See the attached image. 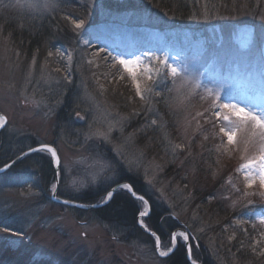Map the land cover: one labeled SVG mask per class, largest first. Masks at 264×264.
Returning a JSON list of instances; mask_svg holds the SVG:
<instances>
[{
    "label": "rangeland",
    "instance_id": "obj_1",
    "mask_svg": "<svg viewBox=\"0 0 264 264\" xmlns=\"http://www.w3.org/2000/svg\"><path fill=\"white\" fill-rule=\"evenodd\" d=\"M64 1L70 0H57L58 8L41 13L16 6L17 0H0V113L7 117L5 128L10 140L26 139L22 145L27 149L41 142L57 148L61 159L58 198L60 192L77 197L86 192L95 193L99 189L111 188L125 174L145 181V169L150 177L155 173V187H147L171 212L180 213L178 223L181 227L185 223L198 226L201 221L208 225L204 232L195 233L196 240L190 241L191 261L195 260L196 264H203L196 257L197 248L205 250L204 254L212 256L219 264L228 263L230 250L227 247L236 239L239 241V236L244 237L245 242L244 239L242 242L251 248L253 237L259 238L257 232L252 230L250 224H246L243 225L248 228V234L245 235L239 230L240 226L233 222L240 218L239 214L244 211L242 205L246 204L247 199H253L257 207L261 206L259 196L241 198L243 191L259 192L261 189L258 183L252 189H245L243 174L237 172L239 165L245 162L242 155H251L254 149L250 147L248 153L217 152L216 145L220 139L212 137L214 130L211 124H204L209 139L205 141L202 135L197 134L191 153L187 149L177 150L174 157L164 137L167 136L173 143L186 144L188 138L192 137V128H188L185 133V118L191 120L195 112L203 111L208 104L198 96L191 99V107L174 103L168 109L162 103L156 104L166 127L149 126L150 121L157 117L145 111V103L136 97L135 88L127 74L118 73L110 61L106 63L102 59L103 53L97 57H93L92 53L99 48H106L116 55L119 49H116L111 40L113 37L109 34L115 35V28H128L136 31L139 34L137 38L146 46L150 44L148 52L158 55L167 52L181 60L191 61L194 71L204 73L201 79L205 84L213 86V81L223 79L236 90V101L245 104L243 94L246 93L258 103L264 95V21L252 12L264 9L255 7L256 0H248L247 5L239 9L234 0L232 4H229L230 0H200L199 3L196 0H181L183 10L175 6L170 9L168 6L160 12L154 3L165 0H135L136 5L131 11L118 13L115 9L105 7L106 0H75L84 7L83 16L77 14L73 18H63L65 12L61 10V4ZM20 2L23 3V0ZM205 4L210 13L219 12V15L212 14L204 20L201 14ZM60 11L62 21L53 24L56 31L51 34H32L22 28L23 24L36 18L43 20L46 16L54 17L53 13ZM193 13L200 18L189 19ZM84 16L89 19L86 20L88 28L78 38L71 21L85 19ZM180 17L182 22L176 24ZM78 39H88L91 44L85 47L77 42ZM57 49L65 55L73 53L70 83L63 79L66 61L55 55ZM49 51L53 52L51 57L48 56ZM122 55L128 58L132 54L124 52ZM33 56L36 57V65L32 69V83L28 86L26 102L21 90ZM87 59H94V64L88 65ZM170 63L175 61L170 60ZM121 74L124 79L120 78ZM141 83L143 86L148 82L142 80ZM168 87H171L170 82ZM85 88L95 96L98 108L84 99ZM164 88L165 85L161 84L158 90L163 91ZM33 98L43 102L33 103ZM58 99L62 101L59 104L56 103ZM77 111L85 118H78ZM134 111L139 114L132 115ZM121 115L129 119L124 122L123 131H120V125L113 129L108 141L87 135L90 125L93 129L106 131L107 122ZM206 115L210 116V113ZM192 127H195V121ZM204 143L210 146L207 149L215 157L217 165L213 173L215 177L222 178V185L200 205L197 191H202L204 184L197 173V159L186 162L190 160L189 157L203 155ZM240 148L243 149L242 144ZM116 149H119V155ZM129 160L134 161L131 172L128 170ZM136 161H139L138 167ZM184 163L183 180L169 174L170 166L180 167ZM156 164L161 166L160 169L155 168ZM105 165L108 167L94 181L93 177ZM111 169H115L114 178L105 179L113 175ZM203 172V176L208 174L205 169ZM229 178L231 184L228 183ZM55 180L46 184L34 167L21 173L13 167L0 175V226L23 233L13 235L12 232L0 230V264H165L164 259L176 251L160 257L155 251L153 237L149 239L143 235L133 238L129 234L124 235L125 232L116 233L114 237L109 228L94 217L79 218L80 215L71 212L69 207H57L50 190ZM81 184L85 187L76 191V187ZM192 184L197 186L195 193L186 191L187 188L191 189ZM233 185L241 192H235ZM161 187L164 189L163 196L157 190ZM224 196L229 199H223ZM238 198L236 208H231L229 205L232 200ZM214 202L226 205L222 207L230 215L225 218L223 213L214 211L216 207L211 206ZM234 211L238 213L231 215ZM150 214L144 217V222ZM233 232L236 237L229 241L228 236ZM169 238L165 243L161 241L162 249L170 246ZM260 247H264V244ZM186 256L188 260L187 248Z\"/></svg>",
    "mask_w": 264,
    "mask_h": 264
},
{
    "label": "snow or ice",
    "instance_id": "obj_2",
    "mask_svg": "<svg viewBox=\"0 0 264 264\" xmlns=\"http://www.w3.org/2000/svg\"><path fill=\"white\" fill-rule=\"evenodd\" d=\"M197 3L200 0H196ZM247 5V0H245V5ZM16 6L27 8L32 11H39L41 13L54 11L59 7L57 0H17ZM255 7L257 9H264V0H256ZM219 15V12L210 13L208 11L207 5L205 4L204 11L201 14L204 20H207L210 15ZM253 15H259L261 21H264V10L256 12L253 10ZM200 18L196 13L189 16V19ZM223 18V17H221ZM72 24L74 25V30L78 38L82 37L88 25L85 19L77 18L72 19ZM78 43H82L85 47L90 46L91 41L88 39H78ZM103 53L102 59L106 63L111 62V66L117 69L118 73H126L127 77L132 81L135 88V95L141 101L145 103V111L153 113L157 118L150 121L149 126H156L160 128L166 127L163 121V116L160 114L159 110L155 107L156 104L162 103L166 108L171 109L174 103L185 104L186 107H191V99L194 96H198L201 101H205L208 107L203 111H197L191 117V120L186 119L185 133H187L188 128H192V137L188 138L187 143H173L171 140L165 136V140L168 141L169 149L173 156L175 157L177 150L184 151L188 150L191 153V148L194 143V137L197 134L202 135L203 139L207 141L209 139V134L207 129L204 128V124H211L213 138H219L220 143L216 145L217 152L221 150L224 153L242 151L243 153H248L249 148L254 149L251 155L244 156L242 159L245 160L237 168V172L243 174V179L245 181V189H252L257 183L261 191L259 192H249L243 191L241 193V198H247L250 196H259L261 199V206H256V201L253 199H247L246 204L242 205L244 211L241 212L240 218L235 220L233 223L240 226L239 230L247 235L248 228L243 227V225L250 224L252 230L257 232L258 239L253 237L254 243L250 245L251 251L257 255L264 257V247L260 245L264 244V95L261 96L260 101L257 103L254 98L249 97L246 93L243 94V99L246 101L245 104H241L236 101L235 89L231 83L226 82L223 79H218L212 82L213 86L205 84L201 77L204 75L202 72H197L193 70L192 62L188 60H181L178 56H171L169 53L164 52L162 54H156L153 52H142L139 55L132 54L130 57L125 58L122 54L113 55L112 52L108 51L106 48H99L97 52L92 53L93 57L100 56ZM19 57V52L16 53ZM53 52L49 51L48 56L51 57ZM55 55L66 61L65 65V75L63 79L65 81H70L71 63L73 61V53L68 52L65 55L60 49H57ZM170 60L175 61V63H170ZM94 59H87L86 63L88 65L94 64ZM36 57L33 56L30 71L28 72L24 85L22 86V95L25 96V101H28V86L32 83V69L35 68ZM43 72V69H41ZM57 72L60 69H56ZM115 74H113L114 76ZM121 79H124V75H120ZM146 80L148 83L142 86L141 81ZM170 82L171 87H168ZM164 84V90H158L160 85ZM159 98V99H156ZM84 99L91 104L99 105L96 103L95 96L88 92L85 88ZM33 103H41L43 101H36L34 98ZM61 100H57L56 103H61ZM187 102V103H185ZM206 113H210L206 115ZM139 113L134 111L132 115H138ZM76 116L80 119L85 117L81 115L80 111L76 112ZM129 119L128 116L121 115L116 120H109L107 122V130L102 131L99 128L93 129L89 126V137L95 136L102 138L105 141L110 139V135L113 129L120 125V131H123V124ZM203 120V123L201 122ZM195 121V127H192V122ZM8 120L5 115L0 114V129L5 128ZM218 129V130H217ZM138 129L137 131H141ZM131 137V134H130ZM129 137V138H130ZM243 145L241 150L240 145ZM117 154H120L119 149H116ZM31 153H47L50 155L52 163L56 166L57 175L61 169V159L58 154L57 148L48 143H39L36 147H29L27 151H22L17 157V160L27 157ZM16 161H12L11 164H5L3 168H0V172L11 168ZM128 170L131 172L133 170L134 161L129 160ZM219 163V161H217ZM136 166H139V161L135 162ZM107 165L101 167V171L97 176L93 177L95 181L100 174L104 172V168ZM160 165L156 164L155 168L160 169ZM112 176H107L105 179L112 180L115 175V169H111ZM144 180L150 187H155L156 176L155 173L150 177L147 169L144 172ZM75 183V182H74ZM228 183L231 184V178H229ZM58 183L51 185V192L55 196ZM81 187L85 185L81 184L76 187V191H79ZM187 187V185H185ZM235 192H241L239 188H235ZM161 196L164 195V189L161 187L157 189ZM118 191H124L128 193L135 200L139 201L142 208L138 212V222L142 229L146 232H150L151 236L154 238L155 251L160 257H166L176 250L179 246L183 245L187 248L189 258L191 259L192 245L190 241L197 239L195 233H202L208 225H205L202 221L198 226L194 224L185 223L182 227H177L170 233L169 244L170 246L166 249H162L161 239L159 235L152 231L149 226L144 222V217L149 215L150 205L149 201L144 195L140 194L132 184L129 183H117L115 187L110 188L105 195L101 198V204H107ZM31 194V193H30ZM191 193H189V196ZM58 198V197H57ZM223 199H229V197L224 196ZM237 200H232L229 205L231 208L235 209L238 203ZM211 202V201H209ZM64 204H69L71 201L64 200ZM96 205H93L95 207ZM147 209V211L145 210ZM171 216L177 221L180 219V213L173 211ZM244 217H248L247 219ZM193 220H196L195 214L193 215ZM257 224L260 225V229L257 228ZM0 230L5 232H12L13 235H23V233L14 232L7 226H0ZM227 231V228H225ZM236 233L233 232L232 235L228 236V240L231 241L235 239ZM243 242H240V247L243 248ZM259 249V250H258ZM239 251V249H238ZM192 264H196L195 260H192Z\"/></svg>",
    "mask_w": 264,
    "mask_h": 264
},
{
    "label": "trees",
    "instance_id": "obj_3",
    "mask_svg": "<svg viewBox=\"0 0 264 264\" xmlns=\"http://www.w3.org/2000/svg\"><path fill=\"white\" fill-rule=\"evenodd\" d=\"M233 0H230L229 4H232ZM234 2H237V9H239L245 0H234ZM248 2V0H247ZM105 7L108 9H115L118 13L119 12H126L131 11L132 8L136 5L135 0H121L116 1L112 0H106L104 3ZM156 5L155 7L164 11L166 7L169 6V8H173L174 6L180 8V11L183 10V4L181 0H165L160 1L157 3H154ZM61 10L65 12L63 14L64 17H72L73 15L77 14H84V7L76 2L75 0L70 1H64L61 4ZM54 17L46 16L43 18V20H40L39 18H36L32 20L29 23L23 24L24 29L27 31L34 33H50L55 32L56 27L53 24H56L59 21H62L61 17V11L59 13H53ZM52 15V14H51ZM61 15V16H60ZM83 16V15H82ZM51 17V18H50ZM85 17V21L89 20ZM56 21V22H55ZM26 22V21H25ZM55 22V23H54ZM182 22V18H178L176 20V24H179ZM4 27V25H3ZM54 28V29H53ZM22 30L23 32L25 30ZM53 29V30H52ZM55 30V31H54ZM37 36V35H36ZM26 139H21L20 141L18 139L10 140L9 134L7 132V128H4L0 132V168L3 167L5 164H9L12 162L16 157L20 155L22 151H27V147L22 143L25 142ZM28 141V140H27ZM21 146V148H20ZM31 147V146H29ZM32 147H34L32 145ZM210 148L206 143L202 144L203 149V155L197 157L196 155L189 157L190 160H188L186 163H190L194 159L196 160V166L198 167L197 173L200 176V180L202 184H204V187L202 191H197V198H199L200 205L205 201V199L210 196L214 195V193L218 190L220 185H222L221 177H215L213 170L215 169V157L211 150H208L207 148ZM205 149V150H204ZM195 153V152H194ZM181 164V166H175L173 168L172 166L169 174H172V176H176L179 179L185 178L184 173V166L185 164ZM193 163V162H192ZM36 169V171L42 175L43 181L48 184L53 179L56 178L55 170L52 164L51 157L46 153H35L27 158H25L23 161H21L19 164H17L14 169L16 172H26L28 170H32V168ZM203 169L207 171L208 174L205 175L203 172ZM183 180V179H182ZM118 183H129L134 186V188L142 195L145 196V198L149 201L150 208H151V214L148 218H146L145 223L149 226V228L152 231H155L161 241L165 243L170 236L169 234L175 230L177 227H181L178 223V221L171 216V210L170 208L162 201L160 198H155L150 191V189L147 187V184L145 181L139 178H134L131 176L122 175L118 181ZM187 183V182H186ZM186 185V184H185ZM188 185V183H187ZM116 184L112 187H115ZM111 187V188H112ZM194 184H192L191 189L187 188L186 191H191L192 193H195L197 188H195ZM110 190V188L107 189H99L95 193L86 192L83 194L78 195L77 197L73 194L60 192L59 197L64 200H71L75 202H79L81 204H87V205H95V204H101V198L105 195V193ZM219 202H215L211 204V206L216 207L214 208V211H218L219 213H223V217L227 218L230 215V212L228 210H225V206L221 203L219 205L217 204ZM217 205V206H214ZM59 208L64 209L63 205L57 204ZM224 206V207H222ZM68 208V207H66ZM71 212L80 215L79 218L89 217L92 216L98 221L102 222L104 225H106L109 230L110 234L114 237H116V233H122L125 232L124 235H130V237L137 238L141 236H147V238H151L152 236L147 235L144 233V231L140 228L138 224V212L141 209V204L139 201L135 200L133 197H131L128 193L124 191H118L115 193L112 200L101 207H98L93 210H80V209H73L68 208ZM223 211V212H221ZM225 213V214H224ZM238 212H231V215H236ZM259 226V225H258ZM250 231V230H249ZM250 234H253L252 231H250ZM128 235V236H129ZM239 241L237 239L232 242L229 248V252L227 255V264H264V257H261L257 255L256 253H253L251 251V248L245 243H243V248L240 247V242L243 240L245 242V238L239 236ZM250 237V236H249ZM239 249V251H238ZM196 250V257L203 263V264H219V262L216 261L212 256H208L205 250L203 249H195ZM165 264H189L186 256V247L183 245L179 246L176 251L167 258L164 259Z\"/></svg>",
    "mask_w": 264,
    "mask_h": 264
},
{
    "label": "bare ground",
    "instance_id": "obj_4",
    "mask_svg": "<svg viewBox=\"0 0 264 264\" xmlns=\"http://www.w3.org/2000/svg\"><path fill=\"white\" fill-rule=\"evenodd\" d=\"M113 32H115V35H109L113 37L111 40L114 42V45H116V49H119V52L117 51L116 54H122L124 52L128 54H141L142 52L149 51L148 48H150V44L146 46L144 42L139 40L137 38L139 34L136 31L128 28H115Z\"/></svg>",
    "mask_w": 264,
    "mask_h": 264
},
{
    "label": "water",
    "instance_id": "obj_5",
    "mask_svg": "<svg viewBox=\"0 0 264 264\" xmlns=\"http://www.w3.org/2000/svg\"><path fill=\"white\" fill-rule=\"evenodd\" d=\"M1 114V113H0ZM2 131V129H0V132ZM32 154H35V153H31L30 155ZM28 155V156H30ZM49 155V154H48ZM27 156V157H28ZM50 156V155H49ZM27 157H24L23 159H20V160H17V157L13 160V161H16L15 164L12 165L11 168H13L14 166H16L17 164H19L21 161H23L25 158ZM12 162H10L9 164H11ZM53 164V163H52ZM53 167H54V170H55V174H56V180H55V183H58V187H57V190H56V195H52V200L54 203H57V204H61V205H64L66 207H69V208H73V209H80V210H90V209H94V208H98V207H101V206H104L106 204H100V205H96L95 207H93V205H87V204H81V203H77V202H73L71 201V203L69 204H64L63 203V199H60V198H57L58 197V189H59V185H60V178H59V175H57V169H56V166L53 164ZM11 168H8L6 169L5 171L3 172H0V175L7 172L8 170H10ZM115 195V194H114ZM114 197V196H113ZM150 205V204H149ZM150 214V212H149ZM144 230V229H143ZM145 231V230H144ZM146 232V231H145ZM150 234V232H147ZM151 235V234H150ZM188 262L190 264H192V261L191 259L189 258V255H188Z\"/></svg>",
    "mask_w": 264,
    "mask_h": 264
}]
</instances>
